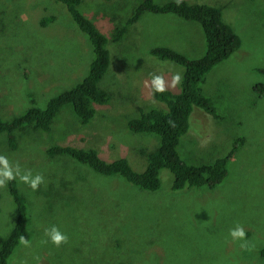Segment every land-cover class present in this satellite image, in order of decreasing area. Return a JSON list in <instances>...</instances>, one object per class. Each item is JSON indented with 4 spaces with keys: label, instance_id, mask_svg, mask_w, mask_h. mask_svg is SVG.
<instances>
[{
    "label": "rangeland",
    "instance_id": "obj_1",
    "mask_svg": "<svg viewBox=\"0 0 264 264\" xmlns=\"http://www.w3.org/2000/svg\"><path fill=\"white\" fill-rule=\"evenodd\" d=\"M136 1L84 0L81 9L110 35L112 19L126 20ZM209 1L224 8V19L240 35L243 47L240 54L217 66L205 85V94L216 101L221 118L215 121L195 108L192 129L182 138L179 153L182 159L197 163L194 157L199 155L198 149L205 155L213 154L231 140L233 147L234 139H243L244 135L248 143L230 161L226 182L202 193L174 192L173 174L165 169L161 172V189L149 192L120 178L104 180L103 176L89 174L88 169L85 178L75 170L70 177L75 186H80L75 197L86 192L90 202L80 197L68 206V193L64 204L59 205L60 215H50L49 220H54L50 226L46 215L32 220L30 246L15 250L9 264H232L239 258H244L245 264H264L256 255L264 246V145L261 143L259 149L256 146L264 137V97L260 98L256 90V86L264 85V74L258 69L264 66V0L252 4L247 0ZM170 16L148 14L141 33L138 29L121 45L110 46L111 65L101 86L111 94L112 101L96 107L97 115L89 125H83L72 107L66 106L51 132H18L17 152H8L6 136L0 135V155L13 167L18 162L23 164L21 170H30L33 176L40 175L44 167H50L51 172L58 169L59 177L53 176L57 184L63 176V161L47 153L56 144L97 149L109 162L127 158L132 167L143 170L147 158L142 152L155 150L158 139L132 133L127 116L165 107L153 97L152 74L163 75L166 88L177 92L172 77L183 73L180 66L157 60L151 51L165 45L190 59L203 54L200 27ZM256 40H260L261 49ZM248 48H255L257 53L249 56ZM91 58L87 36L57 0H0V118L8 120L34 104L44 107L51 98L81 81ZM247 116L253 118L255 127L263 128L258 137L253 138L251 130L243 128ZM208 158L204 162L211 161ZM71 181L67 187H71ZM0 191V225L7 228L11 224L10 192L5 188ZM40 195L34 204L41 205ZM52 226L68 236L62 249L51 242L45 245L40 237V232ZM237 226L245 231L247 248L241 247L245 240L230 236V230ZM11 229L0 230V236H7ZM159 230L164 232L162 241L168 256L165 259V250L159 249L153 263L155 247L148 245L143 250L142 242L155 238L158 246ZM89 252H93L92 258Z\"/></svg>",
    "mask_w": 264,
    "mask_h": 264
},
{
    "label": "trees",
    "instance_id": "obj_2",
    "mask_svg": "<svg viewBox=\"0 0 264 264\" xmlns=\"http://www.w3.org/2000/svg\"><path fill=\"white\" fill-rule=\"evenodd\" d=\"M83 1L57 0L68 9L78 30L87 36L91 44L92 58L88 64V71L74 87L51 98L44 107L34 104L22 114L8 120L0 118V135L6 136L8 152L19 151L17 149L18 132L26 129L44 133L51 132L54 122L66 106L72 107L73 112L83 125H89L97 115L96 107L108 105L112 101L111 94L101 86L111 65L110 46L112 44L121 45L129 34L138 29L141 33V24L148 14L171 15L170 17L175 16L181 20L196 23L200 27L204 41L203 54L199 58L190 59L171 48L160 47L152 50L151 53L157 60L172 62L180 66L183 73L181 74L182 83L177 86V92L167 88L163 93L153 91L154 99L163 104L164 108L141 110L135 115L127 116L126 124L132 133L155 135L158 139V146L156 145L155 150L150 153L142 152V156L147 158V164L143 170H136L127 158L109 162L97 149L79 148L75 144H56L51 146L47 153L51 158L63 161V169L60 172V175L63 176L59 178L61 181L59 184L53 177H59V170L51 172L48 170L50 167H44L41 170L40 175L43 176L44 181L36 191H33L18 178L7 182L5 191L10 192L7 197L12 205L11 224L7 228L0 225V230L12 229L7 236H0V264H9V260L16 253L15 250L21 246L19 242L21 236L31 240L33 236L31 232L32 220L36 222L46 215L49 226L52 224L54 220H49V217L53 213H57L56 216L60 215L62 209L59 205L60 203L64 204L66 194L69 193V197H71L67 198L68 206H71L76 198L80 197L86 202H90L91 198L86 192H81L80 197H75L80 193V186H75L70 178L75 170L79 169L77 174L85 178L88 176L89 170V174L103 176L104 180L105 178H120L140 190L155 192L161 189V172L166 169L173 174L172 191L202 193L209 189L214 190L226 182L230 173V161L238 153L237 151L248 143V139L242 135L243 139H234L233 147L230 146L231 140L230 143L227 142V144L219 146L218 152L210 153L211 156L203 154L198 149L199 155L194 157L198 161L197 163L182 159L179 153V148L183 145L181 144L182 138L190 131L191 116L195 108L203 110L216 120L221 118L216 101L205 94V85L209 82L208 78L212 77L211 72L217 66L225 64L234 55L240 54L243 47L240 35L232 25L225 21L222 6H217L209 0H193V2L167 0L166 3H162L165 0H137L131 6L126 20L120 21L118 17L112 19L114 29L110 35H107L82 11ZM256 1L247 0L249 4ZM53 20L51 18L50 22ZM259 41L256 40V43L257 47L261 49ZM246 52L249 56L257 53L255 48ZM258 69L260 73L264 74V66L259 65ZM256 90L260 98L264 97V85L256 86ZM209 92L211 91L209 90ZM219 103H222L221 99ZM252 119L248 116L243 118L242 126L250 129L253 138H255L260 135L263 128L255 127V121ZM170 121L172 123H169ZM262 140L263 138L258 140L256 146ZM114 149L116 148L113 147L112 150ZM208 156L210 157L208 158ZM207 158L211 161L204 162ZM18 165L22 169L23 164L18 162ZM21 172L23 173L24 170ZM69 181H71V187H67ZM59 187L65 189L63 191L65 194L59 190ZM40 192L41 205L34 204ZM70 192H74V197ZM2 198L3 195L0 194V201ZM231 211L234 213L235 209L232 208ZM40 237L45 241V245L50 243L45 232H40ZM63 247L64 244L58 248L62 249ZM89 253L91 257H88L92 258L93 252ZM256 255L264 261V246L256 252ZM167 256L166 247L163 257L167 259ZM121 263L130 264L129 261ZM232 264H245V259L239 258Z\"/></svg>",
    "mask_w": 264,
    "mask_h": 264
},
{
    "label": "clouds",
    "instance_id": "obj_3",
    "mask_svg": "<svg viewBox=\"0 0 264 264\" xmlns=\"http://www.w3.org/2000/svg\"><path fill=\"white\" fill-rule=\"evenodd\" d=\"M160 47L169 48V46L162 45V46L155 47L153 50H155L156 48H160ZM203 47H204V44H203ZM181 83H182L181 75L179 73L174 74L172 77V86L176 87V86L181 85ZM165 84L166 82L164 80L163 75L152 74L151 87L155 93L165 92L167 90ZM196 109H199V108H196ZM199 111L203 115L211 117L213 120L218 121L214 119L212 116H210L209 114L205 113L203 110L199 109ZM193 114H194V111L192 113L191 118L193 117ZM169 123H172V122L170 121ZM191 129H192V125L190 128V131ZM190 131L188 132V134L190 133ZM261 143H260L261 145H264V137ZM259 145L257 146L258 149H259ZM17 178L21 182L27 184L33 191L38 190L39 186L43 183L42 175L37 174L33 176L30 170L22 173L20 166L18 164L15 167H13L5 156L0 155V188H5L7 186V182L12 181ZM45 235L48 237V240L56 247H59L60 245L68 242V236L65 233H62L59 230V228H57L56 226H52L50 229H46ZM162 235H164V232L159 230L158 236H159L160 244L158 246L155 245V242L157 241L155 238L148 240L146 243L142 242L143 250L148 245H152L155 247V250L153 251L154 258L153 260H151L152 262L156 259V254L159 249H164V250L166 249V245L162 241ZM230 236L233 238V240H245V231L243 227L237 226L236 228L230 230ZM19 242L21 245L25 247L30 246L29 240L23 236L19 238ZM241 247L242 248L248 247L246 240H245V243L241 244ZM197 264H200V263H197Z\"/></svg>",
    "mask_w": 264,
    "mask_h": 264
}]
</instances>
